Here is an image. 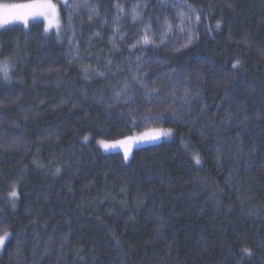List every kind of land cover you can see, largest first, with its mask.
<instances>
[{"label": "trees", "instance_id": "16d2710c", "mask_svg": "<svg viewBox=\"0 0 264 264\" xmlns=\"http://www.w3.org/2000/svg\"><path fill=\"white\" fill-rule=\"evenodd\" d=\"M72 2L61 35L41 20L0 31V264H264V0H87L91 21ZM134 77L162 100L143 102ZM125 83L135 103L115 104ZM185 86L200 95L169 109ZM160 128L128 162L95 144Z\"/></svg>", "mask_w": 264, "mask_h": 264}, {"label": "snow or ice", "instance_id": "6c2138e0", "mask_svg": "<svg viewBox=\"0 0 264 264\" xmlns=\"http://www.w3.org/2000/svg\"><path fill=\"white\" fill-rule=\"evenodd\" d=\"M67 2V0H66ZM231 6V5H230ZM86 8L89 11L88 20L91 21L95 16L99 15L98 7L94 4H89L87 0H83L82 3H77L76 0H73L71 4L72 11H79L80 8ZM117 8V16H116V31H119V21L121 19V14L125 12V8L121 4L116 5ZM147 8V4L141 5V4H135L131 8V18L133 22L142 20L143 17V11L142 9ZM72 11L68 13L69 17L72 15ZM191 12L194 13L195 9H191ZM41 17L45 21L44 31L48 32L51 29H55L57 34H59V31L61 29V20H60V14H59V8L57 3L54 2V0H31L30 3L27 4H12V5H2L0 6V27L5 26L6 24L12 23L14 21H20L22 22L26 27L28 25L30 18H36ZM180 17V25L179 30L181 32H187L188 35L186 37V43L183 45V47L187 48L190 44L193 43L195 37V33L192 30V16L189 15V13L181 11L179 13ZM185 20L188 21L187 24H185ZM201 17L199 15H195V21L198 23L200 22ZM164 27L165 31L161 32L160 34V43H164L165 39L169 32L172 30V24H170L165 18L164 21ZM216 27H220V22L218 21L216 24ZM151 33V24L150 20L148 23H146L144 28V35L142 37V43L144 45H148L150 43H154V40L151 39L150 36ZM99 35V33H97ZM141 41H138L140 43ZM115 47V44H113ZM109 65L111 64V60L107 62ZM239 61H236L233 63L232 68L237 69L239 66ZM83 72L85 73L84 78L88 79L90 73H95L97 76H104L105 72L99 71L97 69H92L90 65L85 66L83 69ZM10 71V65L6 62H0V73L4 75V77L8 78V73ZM134 80H137L138 83L141 84V86L144 89V95L140 97V99L143 102H152L153 99L160 101L162 100V97L160 96H154V94L159 93L161 91V88L163 85L161 84H152L151 87L144 82L143 80H139L136 77L133 78ZM127 83H125L124 87H122L119 91H116L113 96V101L115 104L123 103L125 105H128L130 103H135V98L133 96H129L127 94ZM182 91V95L179 96V99L182 103V105H191L192 99L190 97H197L200 95L199 91L192 92L190 89L185 86L181 90H177L175 87H173L172 92L169 93V96L171 97V103L168 105V108L171 109L173 105L176 104V98H177V92ZM203 111V109H202ZM175 115V113H173ZM27 118V117H26ZM172 129H153L148 133H144L141 136H127L124 139H118L114 142H109L106 140H99V145L104 149L105 152L111 150V149H121L123 151V160L127 162L132 154V148L134 145H137L139 143H142L147 140H158L161 136H168L171 135ZM85 142L88 141V136L84 137ZM219 158V156H218ZM193 159L195 160V163L199 165L201 163V158L198 153H195L193 155ZM57 172H59V169H57ZM11 197L15 198L17 196L16 191L14 190L10 193ZM9 238V234L5 233L4 235L0 236V246H3L5 243V240ZM242 252L246 254L247 256H251L252 252L249 248L242 249Z\"/></svg>", "mask_w": 264, "mask_h": 264}, {"label": "rangeland", "instance_id": "374dc122", "mask_svg": "<svg viewBox=\"0 0 264 264\" xmlns=\"http://www.w3.org/2000/svg\"><path fill=\"white\" fill-rule=\"evenodd\" d=\"M54 2L55 3H57V5H58V8H59V14H60V20H61V29H60V31H62V28H63V25H62V19H61V7L62 6H64L67 2H68V0H67V2H66V0H54ZM28 3H30V2H28ZM23 4H27V3H23ZM2 5H12V4H4V3H1L0 2V6H2ZM37 20H41V21H43V23H44V26H45V21L43 20V18H41V17H36V18H30L29 19V22H28V25H27V27L32 23V22H34V21H37ZM12 24H22L25 28H27L22 22H20V21H14V22H12V23H9V24H6L5 26H3V27H0V31L1 30H3L4 28H6V27H10V25H12ZM50 31H54L56 34H57V32H56V30L55 29H51ZM50 31H48V32H50ZM59 31V34L58 35H61V32ZM69 48V47H68ZM71 54V51L69 50V53H68V55H70ZM68 58H69V56H68ZM0 62H1V59H0ZM94 76H96V74L95 73H92ZM136 134H134V136H135ZM142 134H138V135H136L137 137L138 136H141ZM99 141V140H98ZM98 141H96V145L103 151V152H105L104 151V149L99 145V143H98ZM111 142H114V141H111ZM156 141H154V142H152V140H147V141H144V142H142V143H139V144H137V145H134L133 146V148H132V152H133V150L134 149H136V148H139V147H143V146H146V145H150V144H153V143H155ZM112 151H120L122 154H123V151L121 150V149H119V148H117V149H111V150H109V151H107V152H112ZM107 152H105V153H107ZM132 155V154H131ZM131 157V156H130ZM130 159V158H129ZM128 162V161H127ZM7 240V239H6ZM6 240H5V242H6ZM4 245H5V243H4ZM4 245L3 246H0V253L2 252V249H3V247H4Z\"/></svg>", "mask_w": 264, "mask_h": 264}, {"label": "bare ground", "instance_id": "6f19581e", "mask_svg": "<svg viewBox=\"0 0 264 264\" xmlns=\"http://www.w3.org/2000/svg\"><path fill=\"white\" fill-rule=\"evenodd\" d=\"M81 42V41H80ZM80 59V58H79ZM84 62V61H83ZM12 82V81H11ZM113 83V82H112ZM21 84V83H20ZM117 83H115V85H116ZM112 86V85H111ZM128 87H129V85H128ZM119 88V87H118ZM131 91V90H130ZM129 91V92H130ZM127 94H129V93H127ZM88 96V95H87ZM106 101V100H105ZM7 112V111H6ZM93 142V141H92ZM33 162V161H32ZM63 175V174H62Z\"/></svg>", "mask_w": 264, "mask_h": 264}]
</instances>
